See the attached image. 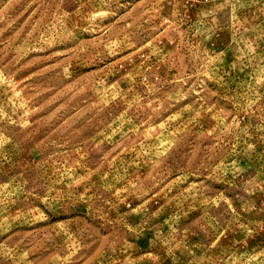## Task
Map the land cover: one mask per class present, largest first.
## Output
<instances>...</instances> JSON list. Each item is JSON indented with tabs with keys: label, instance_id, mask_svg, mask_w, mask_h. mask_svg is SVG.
<instances>
[{
	"label": "rangeland",
	"instance_id": "obj_1",
	"mask_svg": "<svg viewBox=\"0 0 264 264\" xmlns=\"http://www.w3.org/2000/svg\"><path fill=\"white\" fill-rule=\"evenodd\" d=\"M0 264H264V0H0Z\"/></svg>",
	"mask_w": 264,
	"mask_h": 264
}]
</instances>
